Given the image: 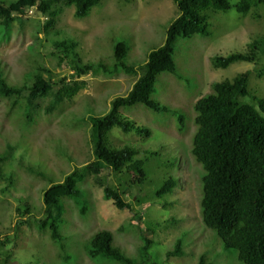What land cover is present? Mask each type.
I'll return each instance as SVG.
<instances>
[{
    "label": "rangeland",
    "instance_id": "374dc122",
    "mask_svg": "<svg viewBox=\"0 0 264 264\" xmlns=\"http://www.w3.org/2000/svg\"><path fill=\"white\" fill-rule=\"evenodd\" d=\"M229 1L235 5L241 0ZM73 10L67 8L61 18L59 38L78 43L77 52L83 64L113 63L115 46L125 42L129 53L126 62L136 65L137 75L110 78L103 74L85 75L81 79L86 81V86L73 99L64 100L50 116L43 117L36 128L25 127L19 111L7 114L5 102L0 101V151L8 143L15 147L10 164L0 170V236L13 233L11 244L0 249V264H121L112 258L89 257L90 239L101 228L114 231L115 246L137 260L141 259L145 239L152 238L146 264H197L201 255H206L212 264H242L237 251L226 249L215 231L205 227L202 221L203 168L191 152L196 131L194 104L212 92L213 83L251 70V93L264 98V77L257 76L264 67V20L254 19V10L242 14L234 7L226 12L209 11L210 35L178 39L175 50L178 75L162 73L155 85L154 96L169 110L158 111L141 104L122 109L124 116L153 131L148 138L135 132L124 133L119 127L110 133L113 144L134 145L138 148V158L147 157L141 170L119 176L105 169L100 175L88 178L83 185L91 190L94 206L85 215L79 213L78 201L64 199L63 241L52 240L49 232H39L36 224L35 229L25 225L19 232L13 231L19 206L29 205L31 210L26 217L31 216L32 220L36 219L34 213L42 215L43 190L48 185L22 163L38 164L60 181L75 166L91 161L94 155L89 115L93 111L105 113L112 99L130 91L143 73L140 65L154 48L165 43L167 27L179 15L173 0H101L88 17L79 20L73 17ZM257 10L264 16V4ZM44 22V17L30 12L15 15L7 31L0 29V63L16 81L24 79L35 59L43 62L56 80L73 78L70 62L58 66L51 39L47 40L43 32ZM254 40L259 42L256 62L238 61L228 68L212 65L214 54L244 52ZM243 100L252 99L246 96ZM47 102L49 99L44 105ZM181 114L189 124L185 133L179 130ZM151 151L157 154L152 156ZM140 173L146 178L143 184L130 185L126 181ZM170 177H178L179 182L164 197L170 204L164 206L156 198V191ZM100 181L124 192L133 211L119 210L106 200L105 186ZM135 213L142 219L134 220ZM173 220L176 222L168 223ZM122 225L124 229L116 231ZM178 241L185 255L166 260ZM66 254L70 257L64 260Z\"/></svg>",
    "mask_w": 264,
    "mask_h": 264
},
{
    "label": "trees",
    "instance_id": "16d2710c",
    "mask_svg": "<svg viewBox=\"0 0 264 264\" xmlns=\"http://www.w3.org/2000/svg\"><path fill=\"white\" fill-rule=\"evenodd\" d=\"M179 15L167 27L165 43L154 48L147 61L140 65L142 74L125 95H118L111 100L110 108L105 113L92 112L91 138L94 158L75 168L56 181L54 175L38 164L25 165L24 168L35 177L46 180L48 185L43 190V213H34L36 219L26 217L31 208L18 207V220L12 227L20 231L28 225L39 232H49L52 240L63 241L65 235L61 230L64 221V199L79 202V213L87 214L94 206V197L83 185L88 178L100 175L109 169L121 176L124 172L141 170L146 159L138 158V148L134 145H118L111 142L110 133L119 127L124 133L135 132L143 138L152 135V129L145 124H138L134 119L122 113L125 107L137 104L147 108L165 111L169 107L154 96L155 85L162 73L178 75L175 60L176 43L179 38H190L197 34L210 35L209 11H228L235 8L237 12L248 14L252 10L254 19H263L258 7L264 0H241L232 5L229 0H173ZM101 0H0V29L7 31L15 15L36 12L45 18L43 32L47 40L51 39L53 55L58 66L70 62L74 73L68 80L62 77L56 80L53 72L40 60L35 59L24 74L22 81H16L0 63V101L7 106V114L21 112L22 124L25 127H37L39 121L50 116L66 99H73L86 86L81 79L89 73L103 74L106 77H118L121 74L137 75L136 65L126 62L128 46L120 42L114 49V61H99L96 64H83L77 52L78 43L60 39L61 18L67 8L73 7V17H88ZM49 39V41H50ZM258 40L249 43L244 52L216 53L212 57L215 68H228L238 61L256 62ZM251 70L239 73L233 79H225L212 84V92L200 97L194 104L196 111V131L192 138L191 152L202 166L200 215L205 227L215 231L223 241L224 247L236 250L242 264H264V98L252 95L249 81ZM181 76V75H180ZM264 77V67L257 73ZM250 96L246 102L244 97ZM49 99L44 105V101ZM179 130H189L185 116L179 115ZM35 125L33 127H30ZM25 128V129H29ZM15 147L8 143L0 151V170L10 164L14 157ZM152 156L156 151L149 152ZM123 180V177L120 178ZM179 178H167L156 191V198L164 206L169 201L164 197L177 187ZM130 185L143 184L145 175L126 179ZM103 184L104 198L112 201L119 210L130 209L131 203L125 200V193L119 189ZM134 220L141 215L135 213ZM176 220L168 223H175ZM124 229V225L116 231ZM13 233L0 236V249L12 242ZM17 237V236H16ZM114 231L106 228L98 230L90 239L88 255L90 258H112L121 264H146L149 247L154 242L146 238L142 247L140 260L129 256L120 247L115 246ZM67 255V254H66ZM64 256L67 260L70 256ZM182 244L178 241L166 255V260L175 256H184ZM9 259V257H8ZM6 259V261L8 260ZM7 263V262H6ZM32 264V263H25ZM197 264H212L206 255H201Z\"/></svg>",
    "mask_w": 264,
    "mask_h": 264
},
{
    "label": "clouds",
    "instance_id": "9594fccd",
    "mask_svg": "<svg viewBox=\"0 0 264 264\" xmlns=\"http://www.w3.org/2000/svg\"><path fill=\"white\" fill-rule=\"evenodd\" d=\"M32 12V11H31Z\"/></svg>",
    "mask_w": 264,
    "mask_h": 264
}]
</instances>
